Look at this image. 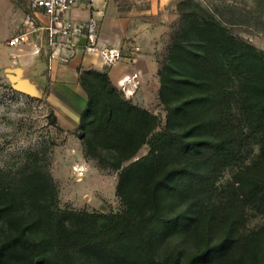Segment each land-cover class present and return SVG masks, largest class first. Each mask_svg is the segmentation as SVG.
Returning a JSON list of instances; mask_svg holds the SVG:
<instances>
[{"label":"trees","instance_id":"obj_1","mask_svg":"<svg viewBox=\"0 0 264 264\" xmlns=\"http://www.w3.org/2000/svg\"><path fill=\"white\" fill-rule=\"evenodd\" d=\"M79 73L88 103L77 134L89 121L85 157L116 152L124 209H62L39 163L0 169V264H264V227H248L250 214L264 218V52L209 14L179 31L158 71L164 127L108 69Z\"/></svg>","mask_w":264,"mask_h":264},{"label":"rangeland","instance_id":"obj_2","mask_svg":"<svg viewBox=\"0 0 264 264\" xmlns=\"http://www.w3.org/2000/svg\"><path fill=\"white\" fill-rule=\"evenodd\" d=\"M21 8L26 15L29 14L27 6ZM208 14L213 15L230 34L264 52V0H182L167 14L158 31L143 43L149 56L156 60L159 71L167 59L173 37ZM14 17L13 4L0 0V42L3 44L0 54L8 49L3 42L16 34ZM8 72L0 68V169L17 170L24 165L39 163L51 173L62 209L107 215L121 212L124 206L116 195L120 171L113 169L116 152L103 151L85 157V135L91 136L89 121L84 123L82 137L77 134L78 127L74 130L62 128L55 107L47 98L19 91L10 81ZM117 89L126 98L124 92ZM148 106V111L156 114L164 127L167 111L159 94ZM259 151V145L253 141L246 153L247 163L253 161ZM148 152L149 147L143 146L124 166ZM233 170H227L220 183L230 179ZM248 227L263 228L264 218L250 214ZM178 245L174 240L168 245L160 244L157 254L164 256Z\"/></svg>","mask_w":264,"mask_h":264},{"label":"crops","instance_id":"obj_3","mask_svg":"<svg viewBox=\"0 0 264 264\" xmlns=\"http://www.w3.org/2000/svg\"><path fill=\"white\" fill-rule=\"evenodd\" d=\"M6 1L13 4V26L17 34L27 16L21 6L25 5L29 9V0ZM181 1L115 0L108 5L97 3L90 11H74L71 16L76 20L96 18L100 21V48L121 51L124 60L111 67L104 65L100 55L80 51L68 64L54 63L49 69L44 57L34 55V46L26 45L12 49L7 47L8 49L0 54V68L18 71L21 79L34 94L47 98L55 107L60 126L67 130L80 126L81 114L88 103L87 95L79 81V70L103 72L108 69L112 83L124 92L127 99L150 110L148 105L151 101H156L160 88L159 66L156 60L149 56L143 43L158 31L167 14ZM12 54L17 58L12 59ZM135 84H138L137 87Z\"/></svg>","mask_w":264,"mask_h":264},{"label":"built area","instance_id":"obj_4","mask_svg":"<svg viewBox=\"0 0 264 264\" xmlns=\"http://www.w3.org/2000/svg\"><path fill=\"white\" fill-rule=\"evenodd\" d=\"M113 1L115 0H29L30 12L23 26L4 44L11 49L33 45L34 55L44 57L49 69L54 63L68 64L80 51L100 55L104 65L111 67L122 62L124 57L119 49L99 47L100 21L96 18L79 21L71 15L74 11L93 10L97 3L108 5ZM83 39L86 44L82 46L79 43ZM11 57L17 58L15 54Z\"/></svg>","mask_w":264,"mask_h":264},{"label":"water","instance_id":"obj_5","mask_svg":"<svg viewBox=\"0 0 264 264\" xmlns=\"http://www.w3.org/2000/svg\"><path fill=\"white\" fill-rule=\"evenodd\" d=\"M79 44L83 46L86 44V41L83 39L81 40ZM8 73H9L8 77L12 83H15L16 89H18L19 91L26 92V93H33L32 90L27 86L26 82L21 79L19 75L20 73L18 71L9 70Z\"/></svg>","mask_w":264,"mask_h":264}]
</instances>
